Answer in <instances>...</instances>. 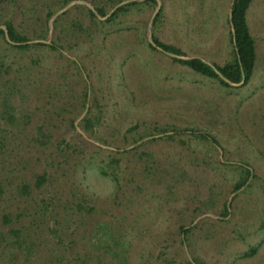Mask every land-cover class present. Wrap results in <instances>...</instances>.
<instances>
[{
  "label": "rangeland",
  "instance_id": "rangeland-1",
  "mask_svg": "<svg viewBox=\"0 0 264 264\" xmlns=\"http://www.w3.org/2000/svg\"><path fill=\"white\" fill-rule=\"evenodd\" d=\"M63 1L0 0V26L61 46L0 35V264H264V0L248 10L253 77L232 87L148 41L152 24L223 65L233 0H157L104 26L74 3L51 24ZM242 164L254 175L234 191Z\"/></svg>",
  "mask_w": 264,
  "mask_h": 264
},
{
  "label": "trees",
  "instance_id": "trees-1",
  "mask_svg": "<svg viewBox=\"0 0 264 264\" xmlns=\"http://www.w3.org/2000/svg\"><path fill=\"white\" fill-rule=\"evenodd\" d=\"M70 1L74 0H64L62 4L59 7H65ZM111 1V7L114 8V6L119 3H121L123 0H110ZM205 0H201V5L204 4ZM254 0H235L234 6H233V16H232V23L233 28L231 24V20L229 17V23L231 24V31H230V42L233 46V54L232 58L227 60L223 65L220 64H211L210 62L200 58V57H192L190 59H182V58H174L175 61L184 64L188 67H190L194 72L201 74L203 76L209 77V78H215L218 79L221 84H223L226 87H232V85L220 77V75L217 73L216 69L221 72V74L230 82L234 84H240L243 81V84L246 85L249 83V81L252 79L256 61H257V53H256V42L255 38L252 35L249 23H248V10L253 3ZM157 0H145L142 2H139L137 0H130V2L120 6L115 11H113L109 16V12L107 10L106 4H100L96 5L95 9L97 13L101 17H106V20L100 19L97 14L92 10L88 9L89 14L93 18L96 25L104 26L106 24H112L116 22L117 18L125 14L127 12H130L133 8L139 7L144 4H157ZM56 13V10H49L47 16L48 19H51L54 14ZM163 16V10L158 12L155 20L154 25H157V23L161 20ZM5 26L7 28L8 34L10 39L15 42L14 44L9 42L6 38L5 30L3 28H0V35L3 36L7 43H11V46L13 48L19 49V50H29L31 48H35L38 46H45L47 48H50L52 50L60 49L61 46L57 44L55 41H51L50 44L45 43L43 41L41 42H34L30 43V38L26 35L19 32L16 27L13 25L12 22L6 21ZM212 26V22L210 17L206 18L202 21V27L206 33H210V27ZM234 29V30H233ZM46 38V37H45ZM154 41L157 45L162 47L165 51H168L172 54L182 56L185 55L184 52L175 46L174 44H169L161 41L157 36H153ZM149 46L152 49H157L154 47L150 41H148ZM242 84V85H243ZM86 97H88V93L86 94ZM85 122H89V119L86 118ZM198 136L202 138L209 139V135L207 133H199L194 131ZM212 141L217 142V140L212 137ZM242 169V174L240 178L235 182L234 184V191H240L244 189V187L248 186L249 181L251 177H253V170L251 169V166L249 164H242L239 166ZM101 173L105 176L111 175V173L106 170L105 168H101ZM43 177H40V182L43 180ZM224 216L229 215V207L226 204L224 206ZM182 233L187 237V235L191 232V228H186L185 226L181 227ZM257 251L256 248H253L250 252H248L246 255L251 256L255 254ZM191 264H208L204 261L194 258V262Z\"/></svg>",
  "mask_w": 264,
  "mask_h": 264
},
{
  "label": "water",
  "instance_id": "water-1",
  "mask_svg": "<svg viewBox=\"0 0 264 264\" xmlns=\"http://www.w3.org/2000/svg\"><path fill=\"white\" fill-rule=\"evenodd\" d=\"M128 2H130V0H126V1H122L121 3H119L118 5H116L115 7H114V9H113V11H115L117 8H119L120 6H122V5H124V4H126V3H128ZM234 2H235V0H233L232 1V3H231V6H230V20H231V24H232V28H233V23H232V16H233V13H232V11H233V6H234ZM74 3H81V4H84V5H86V6H89L96 14H97V16L100 18V19H105L104 17H101L98 13H97V11H96V9L90 4V3H88V2H86V1H84V0H77V1H74V2H72L71 4H68L67 6H65L63 9H61L57 14H55L54 16H53V18L51 19V24H53V22H54V20H55V18L59 15V14H62V13H64L65 11H67ZM160 9V7L158 8V10ZM112 11V12H113ZM154 17H155V15H154ZM154 17H153V19H154ZM0 28H3L4 30H5V34H6V38H7V40L9 41V42H11V43H15V42H13L11 39H10V37H9V34H8V31H7V28H6V26H0ZM234 30V29H233ZM149 41H150V43L154 46V47H156L158 50H160V51H162V52H164V53H166V54H168V55H171V56H175L176 58H182V59H190V58H192V57H190V58H185V57H181V56H178V55H175V54H172V53H170V52H168V51H165L162 47H160L159 45H157L156 44V42L154 41V38H153V33H152V24H150V27H149ZM30 43H34V42H39V41H29ZM43 42H45V43H48V44H50L51 43V40H45V41H43ZM216 71H217V73L220 75V77L221 78H223L224 80H226L227 82H229L231 85H242L243 84V82L242 83H240V84H234V83H232V82H230V81H228L222 74H221V72L220 71H218L217 69H216Z\"/></svg>",
  "mask_w": 264,
  "mask_h": 264
}]
</instances>
